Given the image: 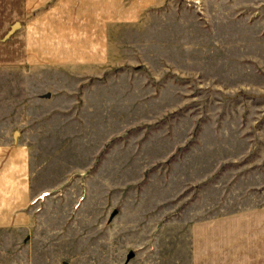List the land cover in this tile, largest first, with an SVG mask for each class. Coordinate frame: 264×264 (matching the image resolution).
Listing matches in <instances>:
<instances>
[{
	"label": "rangeland",
	"instance_id": "1",
	"mask_svg": "<svg viewBox=\"0 0 264 264\" xmlns=\"http://www.w3.org/2000/svg\"><path fill=\"white\" fill-rule=\"evenodd\" d=\"M94 10L101 65L5 87L0 135L32 147L35 221L0 234V264H189L193 222L264 205V0Z\"/></svg>",
	"mask_w": 264,
	"mask_h": 264
},
{
	"label": "crops",
	"instance_id": "2",
	"mask_svg": "<svg viewBox=\"0 0 264 264\" xmlns=\"http://www.w3.org/2000/svg\"><path fill=\"white\" fill-rule=\"evenodd\" d=\"M120 3L121 0H0L2 95L5 87L8 91L11 86V75H18V88L25 89L28 69L57 67L78 76L90 74L92 66L101 65L100 60L106 55H97L100 44L106 50V41L97 36V28L103 22L107 24V20L102 21L99 13L91 16L83 10L94 6V11L100 10L105 16L107 4L118 6ZM74 7L77 9L73 10ZM66 10L70 13L60 20L53 19ZM15 23H19V29L6 36ZM63 26L66 29L61 34L54 28ZM94 42L97 47H92ZM0 108L6 111L11 108L4 95ZM13 135H0V234L14 230L30 238L28 232L35 218L25 209L33 194L32 147L27 135H18L17 140ZM188 239L189 264H264V205L244 206L193 222Z\"/></svg>",
	"mask_w": 264,
	"mask_h": 264
},
{
	"label": "water",
	"instance_id": "3",
	"mask_svg": "<svg viewBox=\"0 0 264 264\" xmlns=\"http://www.w3.org/2000/svg\"><path fill=\"white\" fill-rule=\"evenodd\" d=\"M19 27H20L19 23H15L14 25H12L11 28H10V31L8 32V34L6 36H9L12 33H14L17 29H19ZM46 97L49 98L50 95L47 94ZM17 135H18V133H14V135H13L14 139H16ZM133 256H134V252L131 251V252L128 253L127 258L130 259Z\"/></svg>",
	"mask_w": 264,
	"mask_h": 264
}]
</instances>
